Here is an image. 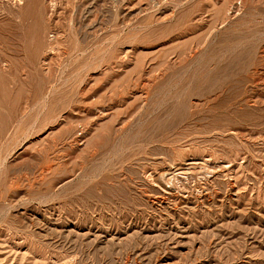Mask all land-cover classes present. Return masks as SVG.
Here are the masks:
<instances>
[{
	"label": "rangeland",
	"instance_id": "obj_1",
	"mask_svg": "<svg viewBox=\"0 0 264 264\" xmlns=\"http://www.w3.org/2000/svg\"><path fill=\"white\" fill-rule=\"evenodd\" d=\"M0 264H264V0H0Z\"/></svg>",
	"mask_w": 264,
	"mask_h": 264
},
{
	"label": "bare ground",
	"instance_id": "obj_2",
	"mask_svg": "<svg viewBox=\"0 0 264 264\" xmlns=\"http://www.w3.org/2000/svg\"><path fill=\"white\" fill-rule=\"evenodd\" d=\"M18 16H19V15H18ZM18 16H17V17H18ZM212 86H213V85H212ZM169 133H170V132H169ZM158 142H159V141H158Z\"/></svg>",
	"mask_w": 264,
	"mask_h": 264
}]
</instances>
